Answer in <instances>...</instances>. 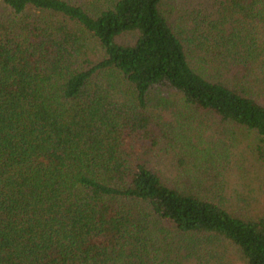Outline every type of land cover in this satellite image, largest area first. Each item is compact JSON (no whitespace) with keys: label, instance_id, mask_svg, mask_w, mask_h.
Segmentation results:
<instances>
[{"label":"trees","instance_id":"obj_1","mask_svg":"<svg viewBox=\"0 0 264 264\" xmlns=\"http://www.w3.org/2000/svg\"><path fill=\"white\" fill-rule=\"evenodd\" d=\"M214 2L194 66L164 0H0V264H168L152 217L264 264V198L229 210V143L192 127L251 135L264 173V0Z\"/></svg>","mask_w":264,"mask_h":264},{"label":"rangeland","instance_id":"obj_2","mask_svg":"<svg viewBox=\"0 0 264 264\" xmlns=\"http://www.w3.org/2000/svg\"><path fill=\"white\" fill-rule=\"evenodd\" d=\"M164 2L163 9L166 10L171 21L185 31L182 32L183 36L192 33L183 25L192 24L194 20H204L206 24L207 21L213 20L220 13L219 2L215 3L214 0H164ZM184 22L185 24H182ZM176 25L174 27L178 31ZM192 36L191 34L189 42V61L192 65L197 66L196 60L199 51L192 43ZM175 98V96H171V100ZM163 116L168 120L167 123L174 121L171 114L165 115L163 112ZM192 127L202 139H209L212 135H218L220 139L229 143L230 152L228 158L225 159L223 168L226 185L222 191L217 192L216 197L223 199L225 206L237 215L242 214V211H251V205L258 207L264 198V173L248 148L252 136L238 129H230L228 131L231 134L226 133L221 126L213 124L209 118L204 119L200 126L202 128L198 126V121L195 120L192 122ZM155 163V166L162 170L165 176L174 177L176 175L171 156L161 155ZM244 196L247 198V202L243 200ZM248 200L250 205H247ZM144 215L145 213L141 210V217ZM150 223V228L155 234L153 236L158 245L156 248L162 247L163 251H168L171 255L169 259L172 262L168 264H244L240 250L229 241L177 234L154 217L151 218Z\"/></svg>","mask_w":264,"mask_h":264}]
</instances>
